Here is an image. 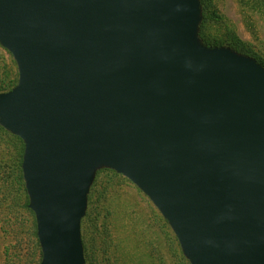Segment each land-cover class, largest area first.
I'll return each instance as SVG.
<instances>
[{"label": "water", "instance_id": "1", "mask_svg": "<svg viewBox=\"0 0 264 264\" xmlns=\"http://www.w3.org/2000/svg\"><path fill=\"white\" fill-rule=\"evenodd\" d=\"M199 0H0L39 264H84L98 169L139 188L190 264H264V67L198 38Z\"/></svg>", "mask_w": 264, "mask_h": 264}, {"label": "rangeland", "instance_id": "2", "mask_svg": "<svg viewBox=\"0 0 264 264\" xmlns=\"http://www.w3.org/2000/svg\"><path fill=\"white\" fill-rule=\"evenodd\" d=\"M210 4L213 16L206 23L210 33L219 37L237 34L252 52L264 56V0H211ZM17 79L13 57L0 46V92L12 89ZM7 139L4 153L9 170L15 141L11 144L8 137L6 143ZM5 168L0 162V264H39L34 214L24 207L21 186L9 178L5 193L1 175ZM81 239L85 264H190L149 198L109 168H101L90 187Z\"/></svg>", "mask_w": 264, "mask_h": 264}, {"label": "trees", "instance_id": "3", "mask_svg": "<svg viewBox=\"0 0 264 264\" xmlns=\"http://www.w3.org/2000/svg\"><path fill=\"white\" fill-rule=\"evenodd\" d=\"M199 1L201 5V21L198 27L199 40L207 47H227L237 53L252 57L264 67V56H260V55H257L255 52H252V50L249 48V45L245 43L243 40H241L237 36V34H231V35H227L224 37H219L208 31L206 23L208 19L213 16V13H211L210 11L211 0H199ZM8 137L11 138V142H12L11 144H14L13 141H15V147L13 146L15 153L13 154V157L11 156V162H9V170H8V155L4 153V149H5L4 147L8 149V139H7V143L5 141V138H8ZM23 147H24L23 142L18 136L5 130L0 125V159L3 160V161L0 160V162L4 163V165L6 166V168L2 170L1 172V175L2 176L4 175L3 177L1 176L3 183H4L3 184L4 191L6 193V188L8 189V178H9V182L13 181L14 184L21 186V188L23 189L25 193L24 207L33 215V212L28 207V197H27V193L25 190L24 181L22 178L21 161H22V155H23ZM99 170L100 169L96 171L95 177H96V174L99 172ZM89 197H90V189L87 195V200L89 199ZM82 219H81V222H82ZM33 235L36 238V226L33 231ZM83 252H84V249H83ZM84 264H85V258H84Z\"/></svg>", "mask_w": 264, "mask_h": 264}]
</instances>
